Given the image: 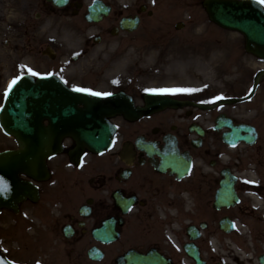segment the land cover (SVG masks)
<instances>
[{"label":"flooded vegetation","instance_id":"flooded-vegetation-1","mask_svg":"<svg viewBox=\"0 0 264 264\" xmlns=\"http://www.w3.org/2000/svg\"><path fill=\"white\" fill-rule=\"evenodd\" d=\"M78 1L71 0V3L77 5ZM67 8H70V4ZM124 10L121 6L115 12L118 14ZM36 29L34 24V34ZM236 112L241 119H244L245 115L252 114L253 106L239 107L237 111L232 112L230 109H224L219 113H215L213 109L197 108L192 110L189 116H184L186 111L177 116L178 119L174 121V133L179 147L182 150H188L193 161L192 176L182 177L179 181L173 175L157 172L147 154L139 150L133 151L130 157L125 158L122 154L113 153L106 158L95 160L82 172L74 171L68 179L59 177L58 183L49 187L48 190V196L59 197V217L56 218L54 211L48 207V204L55 202L53 199H47L43 202L44 205L34 207V213L45 220L46 227L52 230L40 234L44 237L40 240L41 248L46 249V246L51 244V250L54 251L49 259L44 260V264H59L61 261H64V264H118V258L128 251L147 254L153 248L171 259L165 264H194L193 259L184 250V243L188 241L187 225L198 223L196 221L199 220L206 221L207 230L210 229L203 231L197 240L206 264H222V259L227 264H263L260 258L264 256V210L255 213L247 208L252 207L259 200L264 204V145L262 143H258L251 151L240 150L233 154L234 158L239 159L237 168L241 167L244 158L254 161L258 173L253 179L259 184H245L240 181L238 184L242 193L240 213L242 214L246 207L244 212L251 216L247 231L239 240V254L234 250H228V252L219 250L225 246L223 239L229 234L219 230L216 215H226L229 209L223 208L216 211L213 208L215 192L223 178L224 167L229 166L237 174L241 172L230 166V150L223 141V130L216 131L214 126L220 113L234 115ZM181 117L183 123L200 127L202 132L190 129L191 138L189 139L185 125L179 124ZM251 122L254 121L251 120ZM164 123V120L159 121V125ZM144 126L148 128L145 132L146 137L161 143L163 132L167 130L161 131L160 126H155L151 122H146ZM154 127H157V130H154ZM193 140H200V144L194 146ZM89 175L93 176L92 180H88ZM179 185L184 188L188 196L193 195L195 200L201 197L200 202L204 207L192 209L183 207L182 205L190 200H184L179 195L174 202V208L177 207L176 218L171 216L167 220H162L158 217L145 216L148 208H162L169 204L173 188ZM71 189H77L78 192L74 193ZM114 192L137 194L138 201L144 205H137L133 211L122 215L120 208L113 200ZM250 195L257 200L252 199ZM90 196L91 215L81 216L77 210L79 204L86 203V199ZM61 218L67 219V223L74 227L71 238L54 231ZM106 220L112 224L114 232L92 231L101 228ZM54 236L57 237L51 242L50 238ZM102 238L113 240L102 242ZM174 244L178 246V250L175 249ZM211 244H216L219 249L215 248L213 251L210 248ZM92 246H96L103 253L99 261L92 260L88 255Z\"/></svg>","mask_w":264,"mask_h":264},{"label":"water","instance_id":"water-1","mask_svg":"<svg viewBox=\"0 0 264 264\" xmlns=\"http://www.w3.org/2000/svg\"><path fill=\"white\" fill-rule=\"evenodd\" d=\"M207 4L214 17L222 24L238 28L246 34L248 46H252V43H256L257 46L264 45V11L259 4L254 1L234 2L231 0H210ZM53 95L57 94L47 90L37 95L34 91H26L18 84L7 96L6 105L2 111V123L8 127V130L16 132L26 144L17 157L11 156L13 154L0 156V184L2 182L6 184L4 191L0 190V204H10L13 199H20L23 193L31 194V188L18 179V173L25 171L32 176H42L44 158L58 148L60 135L55 134L56 123L49 130L42 128L32 119L33 110L30 107L34 106L28 105L37 100L39 103H44L46 107H34V113L40 116L44 115L43 113L51 116V112H68V107H48L53 100L58 105L68 102ZM90 112L87 111V117H90ZM103 124L106 126L104 122ZM95 133L96 128L87 121L88 138L86 137V141L92 147L101 149L106 142L96 143L97 140L91 139ZM34 163L38 165L34 167ZM0 259L2 264H7V261L4 262L5 260L1 257Z\"/></svg>","mask_w":264,"mask_h":264},{"label":"rangeland","instance_id":"rangeland-1","mask_svg":"<svg viewBox=\"0 0 264 264\" xmlns=\"http://www.w3.org/2000/svg\"><path fill=\"white\" fill-rule=\"evenodd\" d=\"M184 1V0H182ZM181 1V2H182ZM186 2V5L182 4V8L181 11L179 10L178 12H175L174 10H171V3L168 1L164 10L165 14L164 16L160 15V13H158L157 15H155V17L152 19V23L155 24L156 26L159 25L161 22H165L166 26L165 28L168 29L167 30V34L170 32L171 28L169 24H174L175 21H185L191 25H195L197 22L199 25H201L202 27L206 28V29H213L215 30V32H212L211 36L213 38H215L214 40H216V45L212 48L214 49L215 47H223L226 44L223 43L222 41L225 40H230L232 42V45H243L244 43V39L243 37L240 35H238L237 33H231L230 37H226L224 40L225 36L218 35L219 33H216L217 30L221 29L218 26H215L213 23H210L206 20H202L206 18V14L205 12L202 10V7L200 6L198 9H194L195 5H196V1H184ZM183 3V2H182ZM199 4V1H198ZM188 10L190 12V15H187L185 13L184 10ZM190 9V10H189ZM195 10V11H194ZM184 11V12H183ZM194 11V12H193ZM34 15V13L31 14V17ZM164 19H160V18ZM189 27L187 26V29ZM218 28V29H217ZM225 31V30H224ZM138 34V33H137ZM166 34V35H167ZM228 35V33H226ZM142 36V34H141ZM68 38L70 40L72 39H76V35H74L73 33L68 34ZM125 39L131 40L134 37L132 35H129L127 37H123ZM208 38H211L208 36ZM221 38V39H219ZM68 39V40H69ZM142 39V37H141ZM184 40L188 41V37L187 36H183ZM219 43V44H217ZM24 45L22 46L21 50H22V57L23 59L21 61H15V62H9L7 63V66L17 69V71L13 72L12 70H9L6 68V70L9 71V74L4 75L1 70H0V104L3 100L4 97V93H3V89L5 86L6 81H8L9 79H11L12 77H14L15 75H17L20 72H25L27 71L28 68H31L34 71V48L32 46H26L25 43H23ZM182 46V43H181ZM189 47H191V44L189 45ZM182 49L181 47L178 48L176 44H171L170 46L167 47V55L166 57L162 58L161 60L158 59V55L152 53L151 54V58L150 61L148 63L149 66V85L152 88H161V87H165L168 86L165 81H168L170 79H173L175 74H176V69L175 67L181 68V66L185 63H192L193 59L192 58H185V57H181L178 55V50ZM3 50L0 49V53H1V60L5 62V58L3 57L2 54ZM172 52V53H170ZM238 66L240 69H245V65L246 67H249L251 64L254 65L253 62V58L246 54L244 52V49H242V53H241V58L238 62ZM5 64H0L1 67H4ZM212 70H219L218 66H214L213 68H210ZM235 69V67H232V70ZM187 72L189 73L191 70L189 67H186ZM249 71H251V68L248 69ZM13 72V73H12ZM11 73V74H10ZM182 77V81L183 82H179V83H191V76L190 75H184L182 73L181 75ZM239 82V80H237V83ZM235 83L234 87L231 89L230 94H234L236 91H238V87H236L238 84ZM4 143H9L8 141L4 140ZM3 145V144H2ZM11 145V144H10ZM1 147V145H0ZM6 215L11 216L10 218H12L13 220L17 219L16 217H12L13 215L9 212L5 213ZM22 214V213H21ZM1 218V216H0ZM7 218V219H10ZM11 225H7V227H5V230L0 228V234L2 236H0V242L2 244V247L6 248L9 252V255L14 258V259H20V260H25L21 254L18 253V251H15V245H11V240L8 238V236H13L15 234V232H11L9 229L11 228ZM10 248V250H9ZM6 251V250H5ZM26 259L29 260L30 262H33L32 260H34V256L32 257H27Z\"/></svg>","mask_w":264,"mask_h":264},{"label":"snow or ice","instance_id":"snow-or-ice-1","mask_svg":"<svg viewBox=\"0 0 264 264\" xmlns=\"http://www.w3.org/2000/svg\"><path fill=\"white\" fill-rule=\"evenodd\" d=\"M78 54V53H77ZM28 73H30L31 75L35 76L37 75V73L35 71H33L31 68L27 69ZM22 79L21 76L17 75L15 78L12 79V81L8 84V91H11L12 88L17 85V83ZM76 91H88L87 89H82V88H77L75 89ZM161 92H165V93H170V94H176L179 92L182 93H191V92H195L198 91V89H192V88H178V89H162L160 90ZM90 95L93 96H100V95H111V93H99V92H94V91H90L89 92ZM5 95H7V92L5 93ZM224 99V97L222 96H217L214 97L211 100H205V101H201L202 103H210V104H215L217 103V101Z\"/></svg>","mask_w":264,"mask_h":264}]
</instances>
